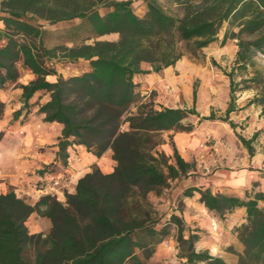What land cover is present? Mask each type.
Listing matches in <instances>:
<instances>
[{
  "label": "trees",
  "instance_id": "trees-1",
  "mask_svg": "<svg viewBox=\"0 0 264 264\" xmlns=\"http://www.w3.org/2000/svg\"><path fill=\"white\" fill-rule=\"evenodd\" d=\"M146 12L134 13L131 0H2L0 20L6 43L0 46V88L18 77L21 62L36 78L21 85L23 106H29L36 91L49 99L38 106L44 121L62 125L57 159L66 164L67 149L82 145L99 157L111 150L112 172L98 167L77 180L75 191L65 194L61 203L46 194L32 206L10 190L0 193V264H145L179 219L171 214L163 220L152 201L171 180L193 173L194 163L185 162L168 135L172 156L160 146L164 132H191L215 116L200 115L191 107L156 108L152 98H143L132 78L147 62L159 71L185 53L193 54L212 42L223 23L227 38L236 39L234 67L246 70L254 55L264 56V0H167L182 15L169 13L158 0H143ZM77 19L69 29L72 39L81 41L48 48L43 23L54 25ZM236 29V30H234ZM117 34L116 40L98 39ZM52 59L75 62L87 60L89 71L63 77L56 74ZM229 79V103L225 117L235 110L234 95L254 83L264 117V78L255 72L235 85ZM196 94L193 92V102ZM4 104L0 101V118ZM190 117H196L194 124ZM232 125V122H229ZM1 137V133H0ZM239 138L250 149L255 139ZM45 166L44 170L49 171ZM199 193V200L214 215L235 208L245 209V222L236 228L243 248L237 264H264V188L254 181L243 195L212 193L209 188L189 187L182 195ZM49 219L45 234L30 233L25 225L33 212ZM196 236L177 238L184 260L179 264H228L219 256L195 251ZM231 248H229L230 250Z\"/></svg>",
  "mask_w": 264,
  "mask_h": 264
},
{
  "label": "crops",
  "instance_id": "crops-1",
  "mask_svg": "<svg viewBox=\"0 0 264 264\" xmlns=\"http://www.w3.org/2000/svg\"><path fill=\"white\" fill-rule=\"evenodd\" d=\"M45 25L48 24L45 23ZM45 25H43V29H45ZM109 35L117 37L115 33L102 36L108 39ZM222 39L223 35L217 34L216 38L206 46L211 50L209 54L214 58H221V56L233 58L234 56V61L237 50L236 39L227 38L224 42ZM5 43L4 25L0 20V46ZM178 61H181L179 66L176 65ZM178 61L174 65H169L159 71H155L151 64L142 62L140 64L142 72L135 74L132 78L137 91L143 98H147L152 93L156 108L161 106L181 107L180 105H171V92L175 93L178 88H182V77L176 75L175 70L183 66L184 60ZM61 62L63 60L59 59H52L49 62L56 74L47 75L46 80L54 82L58 75L68 77L89 71L87 60L68 61L71 67L65 69L61 67ZM17 70V79L0 88V101L4 104L3 115L0 118V193L12 190L17 197L23 198L32 206L41 196L46 194H52L57 201L64 203L65 194L73 193L77 180L91 171L93 167H98L103 173L112 172L115 162L111 158V150L108 149L97 157L88 152L84 146L72 144L67 149L69 156L66 164L63 165L56 155L62 125L58 122L44 121V114L38 112V106L49 99L48 93L36 91L28 101L29 106L23 109L20 115L13 118V113L23 106L21 85H26L36 78L35 74L30 69L23 67L21 62L17 64ZM214 74L218 77L217 73ZM223 76L226 75H222L221 79ZM226 78L228 77L226 76ZM224 81L227 86L229 102V79ZM188 94L189 92L187 93V100H190ZM195 94V101L193 102V92L190 101L191 106L194 104L196 109L199 97L196 92ZM173 100L175 101V98ZM207 110H209V106H207ZM209 114L208 112L203 116ZM165 133L172 135V142L180 157L185 162H193V172L200 175V182L185 186V189L195 186L201 189L209 188L212 193L218 192L241 197L243 192L251 187L252 182L259 179L264 180V177L259 176L260 172L255 171L256 167L252 156L247 157L240 153L237 157L236 153L230 150L222 155L223 167L215 170L205 179L210 166L203 162L196 150L197 141L191 136L194 130L191 132L168 131ZM160 149L166 155H171L168 140L160 146ZM45 166L50 167L48 172L44 170ZM51 176L61 177V184L58 188L51 189L48 187V178ZM199 197L200 195L196 191L193 192L192 196L181 195V207L174 212L180 221L179 225L172 224L170 233L165 239L171 244H176L178 237L186 239L190 235H194L196 236L193 244L195 251H206L210 255L223 258L228 264H234L236 260L229 258L228 252L230 247L237 251L241 249L235 230L245 222V209L235 208L217 216L204 206ZM169 217L170 215L166 219ZM213 219L217 222L215 230L210 224ZM25 225L30 233L45 234L51 227L49 219L36 211L28 216ZM180 254L179 248L173 251L164 247L161 241L146 263L179 264L184 260Z\"/></svg>",
  "mask_w": 264,
  "mask_h": 264
},
{
  "label": "rangeland",
  "instance_id": "rangeland-1",
  "mask_svg": "<svg viewBox=\"0 0 264 264\" xmlns=\"http://www.w3.org/2000/svg\"><path fill=\"white\" fill-rule=\"evenodd\" d=\"M158 1L169 13L182 15V11L173 7L167 0ZM131 7L138 16H143L146 12V4L143 0H131ZM78 22L79 21L75 19L54 25H45V23H43V25H45L43 35L45 46L51 48L62 44L71 46L74 43H79L84 33L73 40L68 32L69 29ZM227 29V23H223L217 34L223 35L224 37ZM98 39L116 40L117 37L115 35H109L108 39L105 38V36H100ZM210 52L211 50L209 48L204 47L198 50L195 55L185 53L178 59L184 60L183 66L175 70V74L182 77V88H178L175 93L171 92V105L175 104L181 107L191 106L190 100L192 92H196L199 97L196 111L200 115L209 112L215 116L214 120L203 121L196 125L193 129L194 133L191 134L197 141L196 150L203 159V162L208 163L210 166L209 173L205 176V179L215 170H219L223 167L221 158L223 153L228 150L236 153L237 157L240 153L247 157L252 156L256 167L255 171H259V176L264 177V117L261 115V105L257 102H250V100L257 98L259 95L254 83L248 81V83H246L249 86L247 89L237 90L235 92L233 103L235 110L228 114L227 121L221 120V118L226 116L225 108L228 106H226V104L229 103L227 86L224 84V80H228V78L223 76L221 79V76L232 71L234 83L239 87L245 84L242 81L244 78L250 77L255 72H258L264 78V56L260 54L254 55L251 60L252 63L248 65L246 70H243L234 67V56L233 58L228 56L214 58L209 54ZM180 62L178 61L176 65L179 66ZM61 64L63 69L71 67L68 61H63ZM214 73H217L218 77ZM188 92L190 100H187ZM152 97L153 95L151 93L147 98ZM172 98H175V101ZM207 106H209V110H207ZM190 121L196 124L197 118L190 117ZM229 122H232V125H230ZM254 133L256 137L250 143V149H247L239 138L248 140ZM162 135L168 140L169 147H171L168 134L166 135L164 132ZM171 141H173L172 135ZM199 176L198 173L195 174L193 172L185 178L171 180L169 186L163 190L160 196H153L151 198L157 213L162 216L163 220H166L169 215L174 214L176 210L180 209V198L185 186L200 182L201 178ZM258 182L261 188H264V180L262 181L259 179ZM239 244L241 246V251L243 246L240 242ZM230 248L228 252L229 258H235L236 262L234 264H237V253L240 251L233 249V247ZM146 262L145 264H147Z\"/></svg>",
  "mask_w": 264,
  "mask_h": 264
},
{
  "label": "built area",
  "instance_id": "built-area-1",
  "mask_svg": "<svg viewBox=\"0 0 264 264\" xmlns=\"http://www.w3.org/2000/svg\"><path fill=\"white\" fill-rule=\"evenodd\" d=\"M48 187L51 189L58 188L61 184V177L59 176H51L48 178ZM211 226L215 230L217 228V222L216 220H211ZM162 244L164 247L171 249V250H176L177 249V243L176 244H171L167 239L162 240Z\"/></svg>",
  "mask_w": 264,
  "mask_h": 264
}]
</instances>
